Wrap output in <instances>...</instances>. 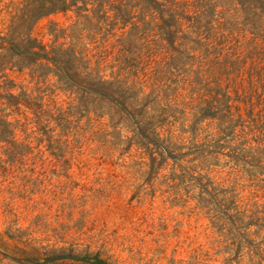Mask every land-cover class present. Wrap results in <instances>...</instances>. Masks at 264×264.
<instances>
[{
  "label": "rangeland",
  "instance_id": "rangeland-1",
  "mask_svg": "<svg viewBox=\"0 0 264 264\" xmlns=\"http://www.w3.org/2000/svg\"><path fill=\"white\" fill-rule=\"evenodd\" d=\"M27 1L0 0V36L31 32L51 44L50 31L74 23L72 14L62 13L23 23ZM182 1L188 26L203 13L195 8L203 0ZM210 3L206 12L215 9L217 21L210 41L217 49H210L217 59L202 57L200 78L194 73L199 64L188 60L183 73L163 81L171 103L159 131L172 155H158V145L141 149L133 124L113 105L65 91L55 78L37 84L26 73L8 72L16 92L23 88L45 109L71 112L46 127L15 131L16 142L33 152L10 156L7 170H0V264H89L96 255L110 264H264V170L257 166H264V20L243 13L236 0ZM116 33L103 50H112ZM164 58L158 50L151 66ZM217 94L230 98L237 139L230 134L219 141L230 125L219 120ZM165 104L154 103L150 115ZM241 148L251 165L229 158ZM199 182L231 219L215 221L201 208L199 199L210 198L201 196Z\"/></svg>",
  "mask_w": 264,
  "mask_h": 264
},
{
  "label": "trees",
  "instance_id": "trees-1",
  "mask_svg": "<svg viewBox=\"0 0 264 264\" xmlns=\"http://www.w3.org/2000/svg\"><path fill=\"white\" fill-rule=\"evenodd\" d=\"M236 1L243 13H252L264 20V0ZM210 2L199 1L195 8H201L203 13L195 18L193 24L186 26L189 17L185 14V8L188 4L182 0H28L20 18L23 23L31 18L37 22L59 13L72 14L75 20L66 29L50 31L49 34L54 37L51 44L34 38L31 32L18 38L10 34L0 36V155L8 159L0 157V170H7L10 156L17 158L33 152L29 145L16 142L17 128L20 127L25 133L29 124L46 127L52 120L68 118L71 112L60 108L45 109L39 96L35 97L33 92L23 88L16 92V84L8 72L26 73L37 84L55 78L65 91H76L83 97H94L113 105L133 124L134 135L140 139L137 144L141 149L149 151L151 146L158 145V155H172L174 151L168 148V143L165 145V140H161L159 131L162 129L160 119L165 120L163 115L171 103L166 94L170 87L165 88L166 83L163 81L167 77L169 81L179 75L176 74L178 72L183 73L188 60L197 61L199 65L194 73L200 78L203 73L202 57L207 59L214 56L217 59L218 56L210 49L214 47L210 41L216 35L214 22H217L213 20L215 9L212 8L213 13L210 15L206 12L211 7ZM202 17L208 19L205 24L202 23ZM116 31L121 32V35L116 39V44L111 45L112 50H103L111 37L118 36ZM216 45L222 48V40ZM114 49H117V54L108 64V57ZM158 50H164L166 58L154 61L155 65L151 66V58ZM108 70L109 74L106 73ZM218 95L212 98L218 100ZM220 101H223V115L220 117L223 120H219L223 124L229 123L230 127L222 131L223 136L219 141L231 136L237 139V125L233 124L230 98L223 94ZM163 102H166V107H158V114L150 115L154 103ZM86 113L90 114L91 110H86ZM20 116H24L25 122L17 119ZM201 117L204 120L215 119L204 113H201ZM241 145L245 147V143ZM244 151L245 148H241L229 158L236 164L243 162L251 165L252 160L241 155ZM213 154L219 155L214 152H208L207 155ZM257 166L264 170L260 163ZM198 184L201 196L210 198V201L199 199L201 208L212 215L215 221L231 219L229 209H222L223 205L214 197L208 184ZM235 206L234 211L239 214ZM31 252L39 255L40 249L32 247ZM86 262L110 264L97 255ZM16 263L23 264L20 261Z\"/></svg>",
  "mask_w": 264,
  "mask_h": 264
}]
</instances>
